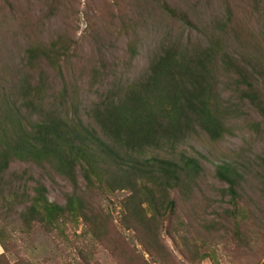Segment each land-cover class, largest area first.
Masks as SVG:
<instances>
[{
    "label": "trees",
    "instance_id": "obj_1",
    "mask_svg": "<svg viewBox=\"0 0 264 264\" xmlns=\"http://www.w3.org/2000/svg\"><path fill=\"white\" fill-rule=\"evenodd\" d=\"M46 4L37 23L18 27L21 41H0V264H35L18 255L15 240L37 230L63 237L78 225L79 237L107 248L118 263L180 264L165 237L190 262L206 257L203 230L214 224L180 219L176 201L194 207L205 194V157L182 146L198 131L212 141L232 134L229 121L246 101L264 113L257 77L229 52L231 33L240 36L230 26L232 12L209 17L194 5L191 13L166 0H129L120 6L122 54L94 41L97 58L81 67L85 91L71 72L73 41L38 34L61 1ZM158 8L199 33H167ZM145 37L152 44L147 65L134 72ZM15 162L27 166L11 168ZM51 173L71 185L63 203L47 196L42 179ZM214 175L226 185L220 196L229 205L218 217L238 227L243 173L221 161ZM118 191L126 194L114 218L94 197ZM118 228L131 231L140 250Z\"/></svg>",
    "mask_w": 264,
    "mask_h": 264
},
{
    "label": "rangeland",
    "instance_id": "obj_2",
    "mask_svg": "<svg viewBox=\"0 0 264 264\" xmlns=\"http://www.w3.org/2000/svg\"><path fill=\"white\" fill-rule=\"evenodd\" d=\"M60 1L55 15L40 25L38 34L45 41L57 35H63L73 41L71 72L80 75L75 80L86 91L89 89V77L82 68L87 67L95 54L94 41H106V46H110L108 48L112 51L108 54L116 56L122 54L127 35L119 22L120 6L124 9L129 0ZM166 2L177 7L180 5L184 7L183 10L191 13L198 10L209 17L225 15L228 9L232 12L230 26L234 30L237 26L240 36L238 35L239 39L237 37L236 40L234 32L231 33L232 39L228 40L229 52L252 70L258 79V88H261L264 101V0H166ZM46 10V0H0V41L7 43L21 41L19 34L16 33L18 27L23 22L26 24L27 20L37 23L38 18H42ZM156 11L161 16L160 21L167 33L172 35L181 32L191 35L199 33L198 27L185 26L162 9L158 8ZM140 33L141 29L138 30V34ZM34 35L32 33L28 39ZM145 41L146 48L133 61L134 72L142 71L147 65L150 51L148 44H152L149 38L145 37ZM229 124L233 129L232 134L220 140L212 141L205 133L198 131L182 146L191 154L200 152L205 157L202 159L205 194L194 200L197 203L194 207L183 203L177 196L179 217L190 218L201 225L213 223L215 229L203 230L205 244L200 250L207 256L193 262L180 255L177 250L180 247L178 243L174 244L170 238L165 237L167 245L174 251L180 264H264V113L246 101L240 105L238 115L232 118ZM221 161L236 164L244 176L241 183V207L245 213L238 217V227L231 221H223L218 217V214L229 206L220 196L226 185L214 175L215 164ZM25 166L27 164L15 162L10 167ZM42 180L46 184L48 198L63 203L71 185L55 173ZM125 194V191H118L98 195L94 197V201L96 205L108 207L116 218L118 202ZM118 230L127 241L136 245L131 231L122 228ZM80 231V225L69 226L65 236L60 237L55 234L46 235L37 230L30 238L24 235L15 240L17 243L15 249L18 255L35 264H122L115 260L114 254L107 248L93 242L92 246H89L90 242L78 236ZM136 246L140 250V247ZM78 250L82 251L84 257ZM1 252L3 248L0 246ZM7 256L10 261L14 260L13 254L8 253Z\"/></svg>",
    "mask_w": 264,
    "mask_h": 264
}]
</instances>
